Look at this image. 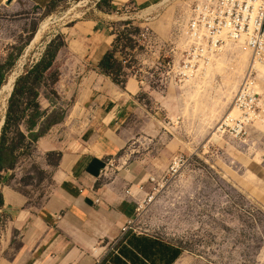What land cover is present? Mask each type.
I'll use <instances>...</instances> for the list:
<instances>
[{
    "label": "rangeland",
    "instance_id": "374dc122",
    "mask_svg": "<svg viewBox=\"0 0 264 264\" xmlns=\"http://www.w3.org/2000/svg\"><path fill=\"white\" fill-rule=\"evenodd\" d=\"M100 1L52 0L44 8L23 0L3 5L1 85L12 71L17 72V79L34 65L52 40L61 42V31L67 25L95 18L102 8L105 11L107 6L97 7ZM193 1L161 0L146 15V22L137 18L129 3L124 5L130 7L129 13L119 7L111 20L119 40L117 50L133 56L126 66L120 63L123 71L135 73L145 88L139 94L140 106L127 119L125 128L132 139L120 154L122 166L135 164L148 177H162L174 157L183 156L187 161L148 210L136 218L135 227L138 232L176 242L213 263L264 264V126L254 124L241 140L221 136L217 142L211 140L220 120L231 110L240 83L250 73L252 54L241 44L226 45L202 74L183 83L171 81L160 66L181 60L187 45L184 26ZM139 20L150 28L137 25ZM44 22L41 38L31 45ZM254 68L264 105V62ZM40 92L55 98L48 88L41 87ZM10 96L0 108L4 121ZM47 160L54 164L57 156L51 154ZM42 164L41 158L30 153L13 170L14 183L33 203H39L47 191L49 174Z\"/></svg>",
    "mask_w": 264,
    "mask_h": 264
},
{
    "label": "crops",
    "instance_id": "0c3cea01",
    "mask_svg": "<svg viewBox=\"0 0 264 264\" xmlns=\"http://www.w3.org/2000/svg\"><path fill=\"white\" fill-rule=\"evenodd\" d=\"M14 1L0 0V8ZM23 1L44 8L52 0ZM160 1L111 0L97 17L74 21L61 31L64 46L54 61L59 99L52 104L40 94L38 103L46 114L64 107L65 116L32 152L49 174L47 191L33 203L14 183V171L3 173L0 264H227L198 257L158 234L122 232L149 190L145 169L124 168L120 158L132 139L127 119L140 106L145 88L130 77L121 87L98 65L115 44V9L130 3L146 22ZM144 21L137 25L150 28ZM51 154L57 156L54 164L47 160Z\"/></svg>",
    "mask_w": 264,
    "mask_h": 264
},
{
    "label": "built area",
    "instance_id": "2783aa9c",
    "mask_svg": "<svg viewBox=\"0 0 264 264\" xmlns=\"http://www.w3.org/2000/svg\"><path fill=\"white\" fill-rule=\"evenodd\" d=\"M123 8L125 13H129V6ZM127 25H130L129 22ZM184 35L187 45L181 60L160 64L166 76L175 83H183L202 74L224 46L230 44L240 43L250 51L253 60L264 62V0H194L189 20L184 26ZM115 57L123 66L133 58L131 54L123 55L117 48ZM253 71L252 66L250 73L240 83L232 100L231 111L216 127L217 135L241 140L254 124L264 126V105ZM126 75L144 85L135 73ZM232 110L237 113L232 114ZM186 162L183 156H176L162 177H148L147 183L151 187L137 201L135 218L122 227L123 233L137 231L136 218L148 210L162 190L178 176Z\"/></svg>",
    "mask_w": 264,
    "mask_h": 264
},
{
    "label": "trees",
    "instance_id": "16d2710c",
    "mask_svg": "<svg viewBox=\"0 0 264 264\" xmlns=\"http://www.w3.org/2000/svg\"><path fill=\"white\" fill-rule=\"evenodd\" d=\"M110 2L111 0H101L97 7L105 5L110 8ZM118 41L116 38L113 50L104 55L98 70L122 87L128 77L115 57ZM63 46V40L61 42L57 39L52 40L41 58L15 81L0 134V179L3 173L13 171L24 155L32 154L37 140L53 125L61 122L65 116V110L61 107H56L51 113L46 114L40 110L38 103L41 87L48 88L52 96L58 97L54 88L59 80V74L54 69V61ZM2 80L3 67L0 66V85ZM44 96L52 104L56 103L55 98L47 94ZM37 127L38 129L35 130ZM2 203L0 194V207Z\"/></svg>",
    "mask_w": 264,
    "mask_h": 264
},
{
    "label": "bare ground",
    "instance_id": "6f19581e",
    "mask_svg": "<svg viewBox=\"0 0 264 264\" xmlns=\"http://www.w3.org/2000/svg\"><path fill=\"white\" fill-rule=\"evenodd\" d=\"M75 5H77V4H75ZM76 7V6H75ZM65 15H67V13L65 14ZM53 18V17H52ZM53 21V20H52ZM58 21V20H57ZM47 22V21H46ZM55 22V21H54ZM42 24V23H41ZM46 25H47V23H43L41 26H40V28H39V30L36 32V34H35V36H34V38H33V40H32V42H31V45H33L36 41H38L40 38H41V36H42V33H43V31H44V29L46 28ZM236 44H240V43H236ZM25 64V63H24ZM255 64H259V62L256 60H254V64H253V68H254V65ZM24 66V65H23ZM254 70H256V68H254ZM16 77H17V72L16 71H12L9 75H8V77H7V79H6V81L1 85V87H0V108H2L4 105H5V102H6V100H7V98L9 97V95H10V93H11V91H12V88H13V85H14V82H15V79H16ZM257 87H258V84H257ZM231 110H229V112H230ZM235 114V113H237L235 110L233 111L232 110V114ZM226 115V114H225ZM2 116H4V115H2ZM225 117V116H224ZM223 117V118H224ZM1 120H0V126H1V124H2V121H3V118H0ZM222 120V119H221ZM220 120V121H221ZM259 126H260V124H259ZM216 130V129H215ZM211 140L212 141H215V142H217V141H219L220 140V137H219V135H217L216 133H215V131H214V133H212V135H211Z\"/></svg>",
    "mask_w": 264,
    "mask_h": 264
},
{
    "label": "water",
    "instance_id": "95a60500",
    "mask_svg": "<svg viewBox=\"0 0 264 264\" xmlns=\"http://www.w3.org/2000/svg\"><path fill=\"white\" fill-rule=\"evenodd\" d=\"M13 89V88H12ZM12 92V91H11ZM10 96V95H9ZM3 123H4V120L2 121V124H1V126L3 125Z\"/></svg>",
    "mask_w": 264,
    "mask_h": 264
}]
</instances>
